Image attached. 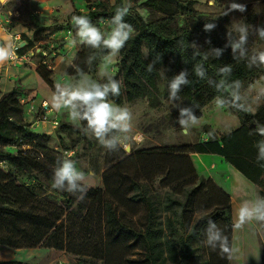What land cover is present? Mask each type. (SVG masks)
Returning <instances> with one entry per match:
<instances>
[{"label":"rangeland","instance_id":"rangeland-1","mask_svg":"<svg viewBox=\"0 0 264 264\" xmlns=\"http://www.w3.org/2000/svg\"><path fill=\"white\" fill-rule=\"evenodd\" d=\"M144 1L146 0H130L131 7H134L139 16L147 21L163 16L146 7ZM230 2L243 3L247 10L244 13L234 11L224 16V9ZM107 3L114 4L115 0H8L6 9L19 12L10 16L6 32L11 33L16 26H23L24 32H16L21 34L18 41H23L28 48L32 47L33 54L30 59H23L22 64H17L18 60L14 58L0 64V99L13 89L18 91L24 119L27 118L31 123L29 129L50 135L48 145L52 149L63 155L69 154L77 162L79 169L85 173L91 172L92 175L87 180L89 188H101L106 192V197L114 203L123 223L138 230H143L146 226L147 209L143 202L133 199L136 190L131 186L132 180L150 186L159 206L156 227L161 230L163 241L166 238L178 239L189 233L198 218L227 203L226 196L216 186L230 196L234 219L241 199L245 196H261L259 188L219 155L182 152L183 147L208 140L211 134L220 138L238 128L240 118L234 109H217L212 100L201 109L198 115L200 124L192 130L191 135H181L177 122L179 110L168 101L167 79L162 78L160 71L157 106L151 105L146 97L123 102L122 106H127L132 112L133 131L130 140L126 141L131 144L130 150L121 149L118 152H108L82 131L77 133L61 130L59 126L62 122L79 125L71 120L67 110L47 113L48 100L55 84L72 82L78 78V75L68 74V70L75 67L81 47L69 46L68 42L75 35L71 17L77 11L87 13ZM194 7L202 15L217 19L227 17L228 21H222L227 30L236 22L247 23L250 27L264 25V0H196ZM36 23L41 27L38 30L34 28ZM97 26L105 33L111 27L106 20ZM134 30L135 33L136 29ZM250 38L254 43L252 50H264V41L256 44L257 37L252 35ZM1 41L0 45H3ZM143 48L148 49L146 45ZM119 62L120 53L108 63H104L101 58L96 75H89L93 79H101L104 74L114 77L119 73ZM9 66L23 68L17 73L16 81L8 76H15ZM161 68L166 70L165 75L168 77L169 66ZM36 72L41 79V73L50 76L53 87L43 79L50 90L39 84V87H33L36 77L40 79ZM242 84L245 99L256 112L264 105V98L257 99L258 92L264 88V68H257ZM35 99H38L36 104ZM66 117L69 118L68 121H65ZM0 149L16 153L21 149H32V145L0 144ZM3 168L11 169L6 164ZM12 173L19 181L27 180L25 175L15 170ZM201 182L204 184L193 209L185 211L178 205L168 206V197L185 200L187 191ZM95 196V193H87L82 201L69 193L68 196L58 195L56 198L44 197L41 212L45 213L46 208L52 209L53 206H70L64 217L66 227L60 230V233L65 232V248L45 245L15 248L0 243V260H18L32 264H135L130 260L144 259L145 248L141 241L109 234ZM170 221L173 222L174 230L169 226ZM218 225L230 239L235 235L236 243L241 247L240 258L234 264H264V228L249 224L234 234L225 222H218ZM203 231L197 239L190 241L193 255L189 263L229 264L218 252L211 251L204 245Z\"/></svg>","mask_w":264,"mask_h":264},{"label":"trees","instance_id":"trees-1","mask_svg":"<svg viewBox=\"0 0 264 264\" xmlns=\"http://www.w3.org/2000/svg\"><path fill=\"white\" fill-rule=\"evenodd\" d=\"M135 1V0H131ZM125 0H115L114 4H103L91 9L87 13L77 11L75 15H86L93 24L99 25L102 21H110L117 7L123 5ZM146 7L160 12L159 19L145 20L139 16L134 7L130 8L125 20L130 23L136 32L120 52L119 73L113 78L121 83V95L111 99L122 105L124 101L146 97L153 106L159 104L157 91L160 68L169 66L168 78L178 74L182 69L191 71L193 64H204L210 77L216 76L217 69L224 64L232 65L230 79L241 82L251 76L256 67L248 68L243 60H234L231 48L224 51L218 59L209 53V47H223L226 41L227 27L222 22L228 21L198 13L194 7L196 0H146ZM214 22L216 27L211 32L203 30L204 24ZM36 30L41 27L36 23ZM25 36V35H24ZM26 37V36H25ZM211 40L207 44L206 40ZM195 41L201 46L202 57L208 54V59H192V48L182 45ZM262 42L257 38L256 44ZM253 41L249 37L248 48L251 53ZM146 45L152 54L145 58L142 48ZM32 47L24 45L20 53H25ZM94 50L81 46L75 61V67L68 70L69 75L76 76V66L92 75L97 73L102 54L97 53V59L91 66L85 63L87 57ZM156 53L162 55V62L158 63L152 72L146 71L148 62ZM43 79L53 87L50 76L42 74ZM192 84L185 87L180 93L184 106L198 105L195 114L198 116L201 109L210 103L217 95L210 88L206 80L190 77ZM235 110V109H234ZM240 118V126L235 130L217 138L211 134L208 140L197 142L192 146L183 147V154H216L225 159L227 163L241 172L248 180L259 188L261 197H264V168L256 163L257 150L254 147L258 140L264 139L254 133L256 122L264 123V105L254 113L235 110ZM31 124L24 119V109L16 89L6 93L0 99V144L2 145H32V149H21L16 153L0 149V164H6L11 169L0 167V243L15 248H33L45 245L57 249L65 248V232L62 230L66 224L65 215L70 206L65 208H46L41 212L42 199L68 196L66 191L53 189L52 175L58 157L63 154L52 149L48 143L51 136L34 132L29 129ZM63 131L81 133L82 125L60 123ZM251 133V134H250ZM173 150V148H171ZM12 170L25 175L27 180L19 181ZM204 180V178L202 179ZM203 182L189 189L185 200L168 197V206H181L185 211L193 209L196 198L201 192ZM131 186L136 192L133 199L141 201L147 209L146 226L138 230L123 223L118 215L114 203L106 197L101 188H89L88 195L95 193L100 214L103 215L109 234L114 237L125 236L141 241L145 248V257L142 260H130L135 264H190L193 255L191 240L198 238L205 229L208 218L218 222H225L231 228L233 222L230 196L220 187L216 188L226 196L227 203L217 207L210 213L201 216L193 224L189 233L181 235L178 239H161V230L156 227L159 216V206L151 188L146 183L132 180ZM169 226L174 230L173 222ZM59 235V236H58ZM0 264H32L18 260H0Z\"/></svg>","mask_w":264,"mask_h":264},{"label":"clouds","instance_id":"clouds-1","mask_svg":"<svg viewBox=\"0 0 264 264\" xmlns=\"http://www.w3.org/2000/svg\"><path fill=\"white\" fill-rule=\"evenodd\" d=\"M4 0H0V3ZM131 2L117 7L114 15L110 18V31L105 33L86 15H73L71 22L75 28V35L70 39L69 46H85L93 51L85 63L89 66L97 59V53L102 54L104 63L110 62L117 57L121 50L134 34L133 26L125 20L131 8ZM247 6L243 3L230 2L226 5L223 15L238 11L244 13ZM11 14V13H10ZM216 27L214 22L204 24L203 30L211 32ZM254 35L264 41V25L249 26L244 22H236L227 30L226 43L223 47H209L210 55L218 59L224 51L231 48L234 60H243L248 68H264V50H253L249 52V37ZM211 44V40L205 41ZM192 48V59H208V54L202 57L201 46L195 41L191 44L182 45ZM147 59L152 55L148 49L142 48ZM15 56V50L11 43L0 45V64L5 63ZM162 62V55L156 53L146 66V71L152 72L158 63ZM161 76L167 79L168 101L171 106L179 110L178 124L181 135H191L192 130L200 124V118L195 114L199 106L191 104L182 106L180 93L192 84L190 77L195 76L199 80H206L210 88L217 95L213 98L217 109H235L246 113H254L255 109L247 102L243 92V84L240 80L230 79L232 65L224 64L217 69L216 76L210 77L203 63L193 64L191 71L182 69L170 79L165 75V69L161 68ZM78 78L68 83H56L48 104L56 111L67 110L73 122L81 124V131L89 138H94L108 152H118L121 149L130 150L131 144L127 143L132 134V112L127 106L115 103L111 98L121 95V83L110 75L104 74L101 79H93L88 73L76 66ZM264 98V88L258 94L257 99ZM254 133L264 138V123L256 122ZM251 134V133H250ZM254 147L257 150L256 163L264 168V139L258 140ZM0 167H4L0 164ZM91 172L85 173L77 167V162L69 154L57 158L56 166L53 168V189L66 191L82 201L87 194L90 185L87 183ZM207 225L203 231L204 245L211 251L226 259L229 264H234L240 258L241 247L236 243V236L230 239L225 230L211 218L206 220ZM256 224L264 228V197L256 195L245 196L241 199L239 207L231 225L232 232L242 231L246 225Z\"/></svg>","mask_w":264,"mask_h":264},{"label":"crops","instance_id":"crops-1","mask_svg":"<svg viewBox=\"0 0 264 264\" xmlns=\"http://www.w3.org/2000/svg\"><path fill=\"white\" fill-rule=\"evenodd\" d=\"M7 3H8V0H4V2H3V11H4V13L5 14H7V15H14V14H16V13H18L19 11L18 10H15V11H13V10H7L6 9V6H7ZM5 11H7V13L5 12ZM11 13V14H10ZM34 28H35V25H34ZM36 29V28H35ZM27 30V29H26ZM25 31V29H24V27L23 26H16L15 27V29L14 30H12V32L11 33H9V32H6V30H4L3 28H1V26H0V40H2L1 41V43L2 44H5V43H11V45L13 46L15 43H17L18 42V39L20 38V36H21V34H18V33H16V32H24ZM28 32H30L29 31V29L27 30ZM25 37V36H24ZM20 42H22V44L23 45H25L24 43H23V41H20ZM16 63L17 64H22V62L21 61H16ZM18 69V71H13V70H11V69ZM22 69L23 68H21V67H10L9 66V70L11 71V72H13V73H15L14 75L15 76H11V75H8L12 80L13 79H15V78H17V73L18 72H21L22 71ZM27 72V71H26ZM37 73V72H36ZM37 76L40 78V79H38L37 77H36V84H33V87H35L36 88V86H38L37 84H39V86L40 87H44V88H46V89H48V90H50L49 89V86L47 85V83L43 80V79H41V77L39 76V74L37 73ZM15 81H16V79H15ZM14 81V82H15ZM23 82H25V81H23ZM26 83V82H25ZM38 86V87H39ZM32 86H31V88H33ZM37 87V88H38ZM35 104L38 102V99H35ZM46 103H47V101H46ZM46 109V108H45ZM54 110L51 108V106H50V104H48V107H47V113L48 114H51V112H53ZM68 117H66V119H65V121H68ZM26 120H27V122H29L30 123V121L26 118ZM76 123V122H75ZM31 124V123H30ZM33 126L34 125H32V128H33ZM232 166V165H231ZM233 167V166H232ZM234 168V167H233ZM234 169H236V168H234ZM237 170V169H236ZM238 171V170H237Z\"/></svg>","mask_w":264,"mask_h":264},{"label":"built area","instance_id":"built-area-1","mask_svg":"<svg viewBox=\"0 0 264 264\" xmlns=\"http://www.w3.org/2000/svg\"><path fill=\"white\" fill-rule=\"evenodd\" d=\"M13 15H7L4 13L3 11V2L0 3V26L4 29L7 30V24L11 21V17ZM4 18H6V20H4ZM24 45L22 44V42L18 41L17 43H15L13 45V48L15 50V56L13 57L15 60L18 61H23V59H30V57L33 54L32 48L30 50H28L25 53H20V48L23 47Z\"/></svg>","mask_w":264,"mask_h":264}]
</instances>
